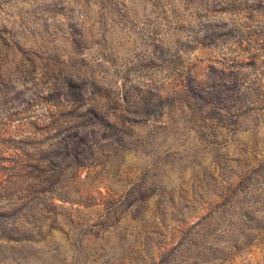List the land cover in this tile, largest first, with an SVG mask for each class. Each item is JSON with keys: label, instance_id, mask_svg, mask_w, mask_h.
Returning <instances> with one entry per match:
<instances>
[{"label": "rangeland", "instance_id": "374dc122", "mask_svg": "<svg viewBox=\"0 0 264 264\" xmlns=\"http://www.w3.org/2000/svg\"><path fill=\"white\" fill-rule=\"evenodd\" d=\"M0 264H264V0H0Z\"/></svg>", "mask_w": 264, "mask_h": 264}]
</instances>
